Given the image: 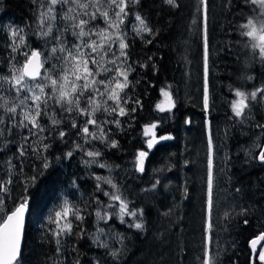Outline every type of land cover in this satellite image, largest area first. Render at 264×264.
Here are the masks:
<instances>
[{
  "label": "snow or ice",
  "instance_id": "snow-or-ice-1",
  "mask_svg": "<svg viewBox=\"0 0 264 264\" xmlns=\"http://www.w3.org/2000/svg\"><path fill=\"white\" fill-rule=\"evenodd\" d=\"M140 2L31 0L35 27L29 25L27 31L20 26L7 27L5 47L0 51V66L5 69L0 71V153L10 152L12 145H15V152L0 161L3 173L0 175V264H22L26 221L30 214L29 190L52 166L48 153L57 139L62 144L71 141L63 159H71L80 153L86 168H107L109 175L91 174L96 182L95 192L106 197L107 202L98 195H93L90 202L82 200L81 203L63 196L49 211L44 223L39 225L48 242L55 244L56 253H66L64 246L70 239L88 236L96 247L106 250L115 264L126 250L127 237L117 232L109 222L116 219L128 229L140 233L147 230L144 209L136 207L124 194L121 184L112 176V167L103 160L104 153L97 146L105 150L118 148L119 141L113 138V128L122 132L125 127H131L137 110L143 109L139 96L130 94L134 87L130 77L136 68L146 70L151 65L152 71L158 72L153 56H147L146 62H141L134 60L130 53L137 38L147 46L152 45L159 35L147 16L138 9ZM164 3L179 7L178 0H164ZM238 10L236 59L243 63L244 79L253 81L255 76L250 74L252 66H264V0H239ZM196 14L192 23L199 27L203 49L202 110L206 114L207 133L205 232L201 241L203 255L199 259L200 264H221V245L215 238L216 224L213 220L219 177L218 146L214 142L211 119L214 102L209 88V76L214 66L208 34L209 0H198ZM29 32L31 37L42 42L41 47L29 44ZM232 47L229 45V52ZM230 91L233 95L228 101L230 120L240 125L247 122L259 130L246 150V156L264 167V123H253L255 106H264V84L251 89L231 88ZM159 96L155 110L172 113L177 107L172 85L160 87ZM185 123L190 124L191 120H185ZM159 127V121L142 125L141 134L149 150L161 141L174 139L171 134L158 136ZM227 133L228 129H225V135ZM148 155V151L137 150L134 167L139 173L145 172ZM55 159L59 162L61 157ZM28 160L39 161L38 168L33 163L32 175L24 172V164ZM230 161L231 157L226 156L219 169L224 173L226 183L232 180L227 168ZM158 185L159 179L151 189L155 190ZM14 186L23 188L16 199L11 195ZM70 187L79 189L75 179L70 182ZM233 191L239 194L242 190L235 187ZM186 193L187 189L185 198ZM248 211V208H242L238 214L247 216ZM170 212L171 209L162 214L168 216ZM233 213L234 210L225 212L223 219L230 220ZM89 216L94 217L95 231L92 233L84 227ZM243 223L247 224L248 219L245 218ZM249 247L254 257L251 264H256V261L264 264V230L250 238ZM72 251L76 252L75 244ZM71 264H80L79 258Z\"/></svg>",
  "mask_w": 264,
  "mask_h": 264
},
{
  "label": "trees",
  "instance_id": "trees-1",
  "mask_svg": "<svg viewBox=\"0 0 264 264\" xmlns=\"http://www.w3.org/2000/svg\"><path fill=\"white\" fill-rule=\"evenodd\" d=\"M178 3L179 7L175 8L165 4L164 0H141L137 6L159 31V35L152 45L147 46L137 38L130 53L134 60L141 62H146L147 56H153L158 72L154 73L151 65L146 70L136 68L130 77L134 84L130 94L139 96L143 109L137 110L131 127H125L122 132L113 128V138L119 141L118 148L105 150L97 145L104 153L103 160L112 167L113 178L121 184L128 199L136 207L144 209L147 221V230L143 233L128 229L116 219L109 222L117 232L127 237L126 250L115 264H200L199 258L203 255L201 241L205 232L204 177L207 152L204 129L206 115L202 110L201 96L204 85L203 49L199 27L192 23L197 17L198 0H178ZM238 9L239 0H209L208 34L214 62L209 76L214 102L212 133L218 146L216 157L221 158L222 164L226 156L231 157L227 168L232 177L231 183H226L222 172L217 185L218 198L213 208L215 238L219 239L221 245V264H251L249 240L264 230V167L251 162L246 156V150L259 130L247 122L240 125L230 120L231 109L228 104L233 98L231 88L251 89L264 84V66L254 64L250 74L255 76V80L246 81L243 63L236 59V41L239 37L235 23L240 16ZM34 14L31 0H1L0 29L3 31H0V51L5 47L7 27L20 26L26 31L29 25L34 28ZM29 37L32 47L42 46V42L31 37L30 32ZM229 45L233 46L231 52L228 51ZM0 71L5 69L0 66ZM137 80L140 83L137 84ZM166 84L173 87L177 107L172 113L160 114L155 110V103L160 99L159 88ZM193 88L199 93L197 99L191 97ZM185 120H191V123L186 124ZM152 121L160 122L158 136L171 134L174 139L161 141L149 150L141 132L142 125ZM256 121L264 123V106H255L253 123ZM225 129H228L227 135ZM184 134H187L185 139ZM70 144V140L68 144H62L58 139L52 144L48 153L52 166L29 190L30 214L26 222L22 264H71L77 258L80 264H95L96 261L114 264L106 250L96 247L88 236L70 239L64 246L67 252L57 254L55 244L48 242L39 227L63 196L81 203L82 200L90 202L93 195H98L107 202L106 197L95 192L96 182L91 174L108 176V169L96 166L86 168L80 153L71 159H63ZM200 147H203V155L200 150L199 159L203 158V161L195 168L192 167L195 159L190 154L186 156V152ZM138 149L149 152L144 173H139L134 167ZM14 152L15 145H12L10 152L0 153V161ZM57 156L61 157L59 162L55 159ZM33 163L39 167V161L28 160L24 164V172L28 175L33 174ZM20 179L23 180V176ZM73 179L79 185L78 190L70 187ZM157 179L160 185L150 194L154 199L145 200L148 195L144 197L142 189L152 190L151 186ZM235 187L242 191L235 193ZM22 192V187L14 186L12 199L19 197ZM242 208L249 209L247 216L238 214ZM169 209L170 215L164 216L162 213ZM233 210L231 219L225 221L224 213ZM245 218L248 219L247 224L243 223ZM93 220L94 217L89 216L84 222L89 233L95 231ZM156 221L158 225H155ZM73 244L76 246L75 253L72 251Z\"/></svg>",
  "mask_w": 264,
  "mask_h": 264
},
{
  "label": "rangeland",
  "instance_id": "rangeland-1",
  "mask_svg": "<svg viewBox=\"0 0 264 264\" xmlns=\"http://www.w3.org/2000/svg\"><path fill=\"white\" fill-rule=\"evenodd\" d=\"M0 5H1V0H0ZM29 42V41H28ZM203 89H204V85H203ZM203 89H202V93H201V96H202V99H203ZM192 91V92H191ZM190 92H191V97L192 98H194V97H196V99H197V97L199 96L197 93H196V91L194 90V88L191 90ZM200 97V96H199ZM160 114H163V113H160ZM204 129H205V131H206V128H205V122H204ZM186 135L187 134H184V139L186 138ZM194 136V135H193ZM192 137V136H191ZM205 137H206V146H207V134H206V132H205ZM194 138V137H193ZM200 150H202V155H203V147L201 148H199L198 150L197 149H188L187 150V152H186V156L187 155H192L193 156V158L195 159V162L194 163H192V167H197L198 165L200 166L201 165V162L203 161V158H201V159H199V154L198 153H200ZM216 160H217V162H218V164H217V167H218V177H219V179H220V177H221V175H222V172L221 171H219V169H220V167H221V165H222V160H221V158L219 157V156H217L216 157ZM187 163V162H186ZM187 165H188V163H187ZM189 167L191 166V165H188ZM219 179H218V182H219ZM155 182V181H154ZM196 182V181H195ZM156 190V189H155ZM155 190H150V189H148V190H145V189H142V191H141V193H142V195H144V197L146 196V195H148V196H146L144 199L145 200H147V199H154V198H151V195L150 194H152V193H154V191ZM155 225H158V221H156V223H155ZM190 225V224H189ZM101 227H105V225H103V224H101Z\"/></svg>",
  "mask_w": 264,
  "mask_h": 264
},
{
  "label": "water",
  "instance_id": "water-1",
  "mask_svg": "<svg viewBox=\"0 0 264 264\" xmlns=\"http://www.w3.org/2000/svg\"><path fill=\"white\" fill-rule=\"evenodd\" d=\"M249 249H250V247H249ZM250 251H251V249H250ZM253 259H254V257L252 256V251H251V262H252Z\"/></svg>",
  "mask_w": 264,
  "mask_h": 264
}]
</instances>
